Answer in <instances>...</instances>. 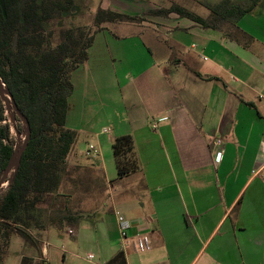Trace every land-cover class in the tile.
Here are the masks:
<instances>
[{"label": "crops", "instance_id": "obj_1", "mask_svg": "<svg viewBox=\"0 0 264 264\" xmlns=\"http://www.w3.org/2000/svg\"><path fill=\"white\" fill-rule=\"evenodd\" d=\"M192 1L168 3L190 10ZM194 1L208 11L198 15L216 20L218 28H203L170 14L165 20L154 16L162 20L157 23L167 25V36L179 31L197 39V44H190L195 50L189 55L190 66L182 69L188 77L181 69L174 70L179 72H173L169 81L158 69H146L137 78L126 73L120 86L126 125L115 127L117 134L105 140L100 139L107 135L103 127L94 134L93 145L101 157L107 140L112 145L116 136L133 137L140 171L118 179L133 181L143 199L124 188L120 204L125 211L145 209L147 221L138 215L129 218L130 236L145 233L152 243L150 250L136 252L141 257L135 264H264V172H251L264 167V97H258L264 94V0H257L238 20L210 15L206 5L222 0ZM228 1L242 7L251 4V0ZM135 11L133 16L141 15L140 5ZM179 39H174L176 45ZM216 138L222 140L218 146L213 143ZM74 146L70 164L85 156ZM89 163L102 170L105 180L117 179L116 168L107 176L105 167ZM120 209L114 211L122 213ZM67 229L74 234V228ZM121 246L129 264L126 249L135 251L130 243ZM39 252L37 258L25 256L32 264H41L49 251L42 246Z\"/></svg>", "mask_w": 264, "mask_h": 264}, {"label": "trees", "instance_id": "obj_2", "mask_svg": "<svg viewBox=\"0 0 264 264\" xmlns=\"http://www.w3.org/2000/svg\"><path fill=\"white\" fill-rule=\"evenodd\" d=\"M256 1L251 0L247 7L228 0L206 6L211 16L238 20ZM74 6L75 0H0V80L27 118L31 131L12 179L0 188V264L12 233L29 228H74L83 217L80 211L59 206L61 198L71 193L60 191V187L68 155L78 138L76 130L65 126L67 100L73 92L70 73L88 59V49L101 22L137 17L99 8L94 28L61 27L57 32L46 29V24L53 26ZM150 12L175 13L203 28L220 26L216 20L213 23L176 3ZM56 33L57 40H53ZM23 132V123L17 116L10 123L0 98V176L14 151L16 133ZM111 146L117 178L140 171L131 134L116 136ZM24 239L37 245L34 239ZM19 264H32V259L24 256ZM106 264H125L124 253L118 251Z\"/></svg>", "mask_w": 264, "mask_h": 264}, {"label": "rangeland", "instance_id": "obj_3", "mask_svg": "<svg viewBox=\"0 0 264 264\" xmlns=\"http://www.w3.org/2000/svg\"><path fill=\"white\" fill-rule=\"evenodd\" d=\"M133 1L75 0V6L70 12L53 26L46 24V29L53 28L55 32L61 27L93 26L94 28L95 14L99 8L134 15L136 5L141 7V15L134 20L101 22L100 30L95 32L92 45L88 49V59L70 73L73 92L67 100L65 126L79 132L74 144L77 145V150L84 151L88 144H95L94 134L103 127H108L111 132L100 135L102 140L109 139L108 135L115 136L117 134L115 127L124 129L127 110L120 86L127 80L124 77L126 73L128 78H137L138 74L146 69H158L168 81L173 72L175 74L182 71L183 77H188L187 72L182 69L190 66L189 55L195 51L190 48V44L193 42L197 44V39L179 31H174L173 36H167V25H160L162 20L159 18L168 19L169 14L157 15L150 12L154 10L151 9L153 6L157 9L169 7V0ZM172 1L183 3L182 0ZM189 4L190 10L201 16L208 12L203 5L194 0ZM170 15L180 18L175 13ZM56 35L57 33L53 40H57ZM176 38H180V45L174 43ZM176 69L181 70L174 71ZM138 88L147 100L145 91L141 90L140 85ZM156 92L158 93V89ZM103 151V155L101 157L99 155L97 159L86 156L79 160L71 159L78 164H70V160L67 159V172L63 176L60 191H71V193L69 197L61 198L59 206H67L70 210L82 212L83 217L78 227H74V234L71 236L67 228L61 230L29 228L16 231L17 233L10 235L8 250L2 264H18L25 255L37 258L40 256L39 250L42 246L48 249L49 255L41 264H102V259L110 256L103 262L106 264L120 249L122 250L113 211L121 206L122 210H120L126 218H137L138 215L143 218V222L147 221L145 209L136 213L132 210L125 211L121 205L124 188L137 191L135 197L138 200L143 199V194L136 190L137 187L131 180L118 178L110 182L104 180L98 166L89 163L95 162L105 167L107 176L115 174V164L112 161L111 164L108 163V159L112 160L113 157L108 140L105 148L103 146ZM174 214L176 215V212ZM23 236L36 240L37 245L25 240ZM125 253L128 254L129 264H135L141 257V254L131 252L129 249H126Z\"/></svg>", "mask_w": 264, "mask_h": 264}, {"label": "built area", "instance_id": "obj_4", "mask_svg": "<svg viewBox=\"0 0 264 264\" xmlns=\"http://www.w3.org/2000/svg\"><path fill=\"white\" fill-rule=\"evenodd\" d=\"M264 88V85H263ZM259 98H263L264 94H258ZM102 132L105 134H110V129L105 127L102 129ZM222 140L220 138H216L213 143L214 145H220ZM220 153L217 154V159L220 158ZM84 155L88 158H96L98 157L99 153L92 143L88 144L87 148L84 150ZM253 174L264 172V167L261 169H254L251 171ZM116 224L118 228V233L122 242V245L125 246L130 243L133 250L137 253H144L150 250L152 243L150 237L145 233H135L134 235L130 236V231L133 227V221L126 218L120 211H114ZM69 234H73L72 230H68ZM92 255H89L91 257Z\"/></svg>", "mask_w": 264, "mask_h": 264}, {"label": "water", "instance_id": "obj_5", "mask_svg": "<svg viewBox=\"0 0 264 264\" xmlns=\"http://www.w3.org/2000/svg\"><path fill=\"white\" fill-rule=\"evenodd\" d=\"M0 98L5 104V110L9 117L10 123L14 121L15 116H17L23 123V133H16L17 141L14 146V151L11 154L8 164L0 176V188L8 183L14 174L15 169L18 167L23 151L25 150L29 138H30V125L27 118L18 109L15 100L13 99L11 93L4 88L2 81L0 80ZM9 176V177H8Z\"/></svg>", "mask_w": 264, "mask_h": 264}]
</instances>
